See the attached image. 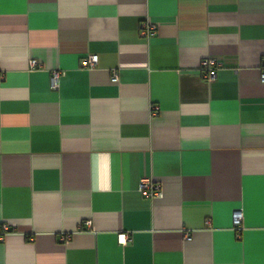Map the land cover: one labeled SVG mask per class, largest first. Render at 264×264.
<instances>
[{
	"label": "crops",
	"instance_id": "obj_1",
	"mask_svg": "<svg viewBox=\"0 0 264 264\" xmlns=\"http://www.w3.org/2000/svg\"><path fill=\"white\" fill-rule=\"evenodd\" d=\"M263 72L264 0H0V264H264Z\"/></svg>",
	"mask_w": 264,
	"mask_h": 264
},
{
	"label": "built area",
	"instance_id": "obj_2",
	"mask_svg": "<svg viewBox=\"0 0 264 264\" xmlns=\"http://www.w3.org/2000/svg\"><path fill=\"white\" fill-rule=\"evenodd\" d=\"M156 27L154 24L145 22L141 24L140 27V35L143 37H149L155 33ZM97 63V56H89L88 58H83L81 60V66L82 67H90L93 68L96 66ZM37 65V62L35 60L30 61V68L34 69ZM222 66V64L216 60L215 58L206 57L201 61V67L203 68L202 71V78L207 82H212L216 77L217 70ZM61 72L58 70H55L51 73L50 76V87L51 89H57L58 88V80L60 78ZM117 76L115 73L112 74V81H116ZM260 80L262 83H264V72L260 75ZM139 190L140 193L144 197L148 198H158L162 195L161 187L158 183L148 179L143 178L140 181L139 184ZM243 219L242 212L240 210H235L232 214V222L235 227H238L241 225ZM89 225V222H87ZM11 231L9 226L7 224H1L0 225V240H3L4 236L8 234ZM68 237L62 238V241L67 240ZM188 239V238H187ZM118 242L120 244H125L127 242V236L126 234H120L118 236Z\"/></svg>",
	"mask_w": 264,
	"mask_h": 264
}]
</instances>
